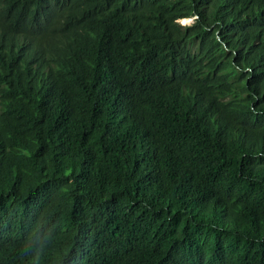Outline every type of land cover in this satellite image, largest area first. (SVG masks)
<instances>
[{
  "label": "trees",
  "instance_id": "trees-1",
  "mask_svg": "<svg viewBox=\"0 0 264 264\" xmlns=\"http://www.w3.org/2000/svg\"><path fill=\"white\" fill-rule=\"evenodd\" d=\"M0 264H264V0H0Z\"/></svg>",
  "mask_w": 264,
  "mask_h": 264
},
{
  "label": "rangeland",
  "instance_id": "rangeland-1",
  "mask_svg": "<svg viewBox=\"0 0 264 264\" xmlns=\"http://www.w3.org/2000/svg\"><path fill=\"white\" fill-rule=\"evenodd\" d=\"M185 20H186L185 22H184L183 20H181V23L184 24V25H186V23L189 22V20H187V19H185ZM193 21H194V20H193ZM191 23H193V22H191ZM191 23H188V24H191ZM188 24H187V25H188Z\"/></svg>",
  "mask_w": 264,
  "mask_h": 264
},
{
  "label": "water",
  "instance_id": "water-1",
  "mask_svg": "<svg viewBox=\"0 0 264 264\" xmlns=\"http://www.w3.org/2000/svg\"><path fill=\"white\" fill-rule=\"evenodd\" d=\"M187 20H189V22H187L186 24L193 22L194 18H190V19H187Z\"/></svg>",
  "mask_w": 264,
  "mask_h": 264
}]
</instances>
